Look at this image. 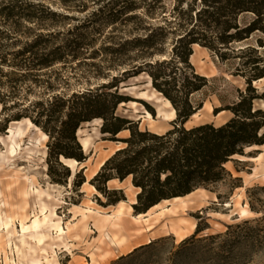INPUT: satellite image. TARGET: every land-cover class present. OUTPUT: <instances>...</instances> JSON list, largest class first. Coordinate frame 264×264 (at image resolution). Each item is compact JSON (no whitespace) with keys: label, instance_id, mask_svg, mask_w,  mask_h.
Masks as SVG:
<instances>
[{"label":"trees","instance_id":"obj_1","mask_svg":"<svg viewBox=\"0 0 264 264\" xmlns=\"http://www.w3.org/2000/svg\"><path fill=\"white\" fill-rule=\"evenodd\" d=\"M143 1L125 3L114 12L110 11V4L106 5L82 24L65 30L60 27L66 26L71 17L52 11L44 4L0 0V15L15 20L16 25L28 21L37 27L27 28L26 32L16 26L0 31V41L6 35L12 46L21 45L10 53V60L0 53L2 112L18 109L6 118L4 129L7 123L29 119L45 133L49 137V175L55 183L62 184V180L55 179V168L62 167L67 179L71 171L62 166L61 158L79 164L88 160L78 140V130L84 123L102 120L100 131L104 140L122 147L104 163L90 184L106 199V203L100 200L98 203L107 207L125 200L122 190H111L108 184L130 179L138 191L133 205L136 215L225 180L230 176L225 168L227 163L243 155L248 147L264 145V111L254 109L253 103L262 97L254 95L251 86L264 78V55L260 52L264 49V0H175L168 12L162 5L163 0H153L148 5ZM156 5L162 9L163 23L154 26L144 17L153 16ZM139 9L144 10V16L135 14ZM118 23L131 26V32L140 34L112 43L102 51L108 57L123 59L122 64L128 61L138 64L121 77H114L94 89L72 94L64 90L57 92L62 84L54 70L57 65L64 63L67 67L81 60L96 43L94 31ZM240 44L245 45L240 48ZM194 45L213 52L221 63L232 58L241 62L237 70L245 79L247 92L240 95L238 102L214 109L215 115L224 111L232 114L220 126L211 123L186 126L205 103V98L196 100L195 96L203 93L210 83L190 62ZM97 53L92 51L90 56ZM158 55L167 56L158 59ZM6 64L10 71L4 73ZM92 67L96 78L106 77L100 66ZM142 73L149 75L152 87L176 112L171 128L164 133L142 130L139 121L116 114L119 105L128 102L127 97L119 94V84ZM150 113L155 115L152 110ZM123 132H128V137L118 139ZM81 174L82 171L77 177ZM85 182L80 176L74 185L80 188ZM207 228L198 225L195 234L183 243L195 240Z\"/></svg>","mask_w":264,"mask_h":264},{"label":"rangeland","instance_id":"obj_2","mask_svg":"<svg viewBox=\"0 0 264 264\" xmlns=\"http://www.w3.org/2000/svg\"><path fill=\"white\" fill-rule=\"evenodd\" d=\"M23 1L44 4L52 11L71 17V20L66 22V26L60 27L65 30L82 24L88 16L106 5L110 4V11L114 12L125 3L144 2L143 0ZM152 1L145 0V3L148 5ZM174 3L175 0H163L162 5H165V11L168 12ZM135 14L144 16V10L139 9ZM161 14L162 9L156 5L153 16L145 15L144 18L156 26L163 23ZM14 22L15 20H8L0 15V31H9L15 26L25 32L27 28H37L28 21H22V26ZM100 29L94 31L96 38L94 47L85 56L80 57L81 60L69 63L67 67L62 63L54 69L62 83L57 92L64 90L72 94L94 89L101 84L109 83L114 77H121L124 72L138 64L131 61L122 64L123 59L106 56L102 48L112 43H119L125 38L137 36L139 32H131V26L121 23ZM36 32H45V30ZM21 39L23 40L24 37ZM11 42L6 35L0 41V53H3L8 60L11 59L10 53L21 46L20 44L12 46ZM244 45L240 44L238 47L242 48ZM201 48L196 51L193 49L194 58L190 62L200 75L210 80V83L203 93L195 96L196 100L205 98V103L202 110L193 116L186 126L192 127L204 123L220 126L227 122L232 114L224 111L215 115L214 109L238 102L240 95L247 92V84L238 74L237 67L241 63L239 59L232 58L221 63L213 52ZM168 49H171L169 45ZM92 51L98 53L90 56ZM260 52L264 55V49H260ZM166 56L158 55L156 58L163 59ZM92 65L100 66L106 77L96 78L95 68ZM3 71L4 73L10 71L8 64L3 66ZM73 74L75 76H72ZM66 77L70 80L66 81ZM251 86L255 90L254 95L262 97L254 100V109L264 111V83L255 85L253 82ZM118 92L127 97L128 102L119 105L117 115L139 121L142 130L171 128L170 123L175 119L176 112L173 115L172 107L167 106L165 98L152 87L151 78L147 73L121 82ZM150 109L155 115L150 113ZM2 110L3 106L0 104V264H12L5 260L6 255L11 258V250L16 264H91L92 257L85 250L86 243L81 245L80 250L70 252L67 246L71 244V239L68 234L60 236L57 225L59 224L67 232V224L73 219L70 210L74 205L85 210L100 211L102 215H115L122 206V218L127 225L132 222L133 217L139 216L133 210L138 191L134 187L128 189L132 185L130 179L124 182L112 181L108 184L109 189L122 190L121 196L125 197V200L105 207L98 203V200L106 203V199L101 197L100 193L83 191V185L80 188L75 187L74 182L79 181L80 176L86 181L87 176L82 172L77 177L80 172L78 166L68 167L62 160L60 163L70 169L71 177L65 178L66 172L62 167H56L55 179L62 180V184L55 183L49 175L47 160L49 137L40 129L37 130L29 119L7 123L4 129L6 118L16 113L18 109H11L5 113ZM147 112L150 113L153 122L146 117ZM102 122L100 119H95L84 123L77 133L83 152L88 160L90 159L86 166H95L99 159L109 156L114 148L108 143L111 141L104 140L101 134ZM128 135V132H123L117 137L121 139ZM82 141H87L86 150ZM243 153L225 165L230 173L225 180L196 190L188 199L177 203L163 202L148 213L142 214L143 220L152 221L159 218L161 221L152 231V245L144 243L141 245L145 246L144 248L133 253L141 246L130 251L133 247V243H130L128 248L122 251V255L117 253L101 264H264V145L253 150L244 149ZM255 158L258 159L253 160ZM28 179L32 180V191L25 205L23 192L28 186ZM3 202L8 205L5 210L1 206ZM21 207L24 208L20 209ZM243 209L249 214L242 218ZM5 214L13 217L8 229L4 225ZM89 224L91 226L92 222L90 221ZM173 224H179L186 233L183 236L175 234L171 229ZM198 225L208 228L197 235L195 240L184 244V240L195 234ZM227 231L229 233L225 235ZM95 236L97 237L98 234L89 235L87 241L92 243ZM210 236L215 238H208ZM121 257L125 259L120 260ZM99 258L100 253H97L94 259L98 261Z\"/></svg>","mask_w":264,"mask_h":264},{"label":"bare ground","instance_id":"obj_3","mask_svg":"<svg viewBox=\"0 0 264 264\" xmlns=\"http://www.w3.org/2000/svg\"><path fill=\"white\" fill-rule=\"evenodd\" d=\"M193 49L194 51H196L197 49H202V48L199 45H194ZM193 58H194V55L191 56L190 61H193ZM259 83H264V78L254 82L255 85H258ZM165 100H166L167 106L172 107L171 103L167 99ZM172 113L173 115L175 114V110L173 109V107H172ZM146 117L150 120V122H153V119L150 113L147 112ZM36 129L38 130L39 128L36 127ZM150 131L154 133H164L167 131V129H159V130L150 129ZM10 132L12 133V131ZM44 137L46 138V135H44ZM108 143L110 145H113L114 147L112 150V153L107 157L105 156L104 158L99 159L96 162L95 166H91V165L86 166L88 165V162L90 159L82 164H79L75 160H68V159L61 158V160L68 167H74L75 165H77L79 168V171H82L86 174L87 181L82 186L83 191L98 193L95 187L90 184V181L97 175V173L100 171L104 163L117 150H119L120 147H122V145H116V144H113L112 142H108ZM82 145H83L84 150H86L87 141H82ZM258 147L259 146H252L246 149L253 150ZM257 159L258 158H255L253 160H257ZM32 180L34 181V178ZM32 180L29 181L28 179V186L23 192V197L26 200L25 205H27V199H29L31 195ZM132 188L133 186L131 185L129 186L128 189L131 190ZM193 194H195V192L183 198H175V199L164 201V202L166 203V202L171 201L173 203H177L179 201H183L185 199L190 198ZM132 202L134 203V200ZM1 206H2V209L5 210V208H7L8 205L7 203L3 202ZM23 208L24 207H21L20 209H23ZM153 208L151 210H153ZM70 213L73 214V219L67 224V228H66L67 232H65V229L61 228L59 224L57 225V229L60 232L59 235L61 236V235L68 234V237L71 239V244H69L67 248L69 249L70 252L80 250L81 245L83 243H86L87 248L85 250L88 251L92 257L91 264L104 263L108 261L110 258H112L113 256H116L117 253L122 255V251L126 250L130 243H133V247L130 249V251L143 245L144 243L145 244L151 243L152 242V237H151L152 231L156 228L157 225L161 223L159 218L149 221V220H143L142 215H139V216L133 217L131 220L132 222L126 225L122 218V213H123L122 206H120V208L117 210V214L115 215H102L100 211L96 212L91 209L85 210V209L80 208L77 205H74L71 208ZM248 214L249 212L246 211L245 209L241 211L242 218L247 216ZM12 218L13 217H9L5 214L4 225L7 229L13 222ZM75 221L77 222L73 224ZM90 221L92 222L91 226L89 224ZM171 229L175 232V234L179 236H183L186 233V230L181 228L179 224H173L171 226ZM96 234H98V236L94 237L92 243L87 241V237L89 235L92 236ZM97 253H100V258L98 261L94 259ZM10 255H11V258L8 255H6L5 260L8 262H11L12 264H16L15 259L13 258L12 250H11Z\"/></svg>","mask_w":264,"mask_h":264},{"label":"water","instance_id":"obj_4","mask_svg":"<svg viewBox=\"0 0 264 264\" xmlns=\"http://www.w3.org/2000/svg\"><path fill=\"white\" fill-rule=\"evenodd\" d=\"M60 162H62V161H60Z\"/></svg>","mask_w":264,"mask_h":264}]
</instances>
